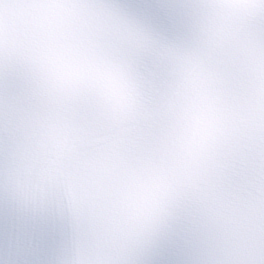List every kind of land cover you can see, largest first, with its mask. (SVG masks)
Returning a JSON list of instances; mask_svg holds the SVG:
<instances>
[{
  "label": "clouds",
  "instance_id": "obj_1",
  "mask_svg": "<svg viewBox=\"0 0 264 264\" xmlns=\"http://www.w3.org/2000/svg\"><path fill=\"white\" fill-rule=\"evenodd\" d=\"M0 264H264V0H0Z\"/></svg>",
  "mask_w": 264,
  "mask_h": 264
}]
</instances>
